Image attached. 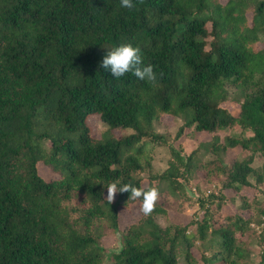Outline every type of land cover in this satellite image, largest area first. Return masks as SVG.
<instances>
[{
  "label": "trees",
  "instance_id": "1",
  "mask_svg": "<svg viewBox=\"0 0 264 264\" xmlns=\"http://www.w3.org/2000/svg\"><path fill=\"white\" fill-rule=\"evenodd\" d=\"M0 0V264H264V197L243 187L264 182V0ZM131 43L153 65V85L100 67L108 51ZM163 76H160V73ZM236 103L233 112L227 103ZM96 113L100 136L87 122ZM182 118L177 138L209 133L214 155L198 158L157 128ZM170 148L156 171L153 150ZM202 147V146H201ZM244 155L227 161L229 149ZM39 164L56 177L46 179ZM216 175L240 194L199 187ZM119 179L160 199L150 216L121 227L129 200L107 185ZM196 206L188 222L172 209ZM243 210L252 214L246 216ZM118 236L108 250L103 238Z\"/></svg>",
  "mask_w": 264,
  "mask_h": 264
},
{
  "label": "rangeland",
  "instance_id": "2",
  "mask_svg": "<svg viewBox=\"0 0 264 264\" xmlns=\"http://www.w3.org/2000/svg\"><path fill=\"white\" fill-rule=\"evenodd\" d=\"M227 106L230 107V109L233 112H236L239 109L238 104L229 102L227 103ZM87 122L90 126L91 132L93 135L100 136L101 132L105 128V124L102 123L100 120V117L98 114L93 113L88 116ZM183 123L182 118L172 119L171 117L165 116L163 118V121L157 123L158 130L163 133V135L166 136V138L173 144H179L182 147L181 150L183 153L188 154L194 149H199L198 158L202 162H208L210 159L214 158V155L210 151L208 144L207 148L206 145L203 144L209 143L211 140V135L209 133H197L193 134L191 131L189 134L183 135L180 138H177V132ZM203 143V144H202ZM202 146V147H201ZM244 153L240 148L237 149H229L226 153L227 161H231L235 157L243 156ZM246 156V155H244ZM170 158V148L166 144L158 145L153 150L152 155V163L154 165V168L156 171H162L167 167L168 160ZM264 163V158L260 154H256L254 157V160L252 162V165L256 168H261ZM39 173L46 179H50L53 177H56L60 174V171H53L49 167L39 164L38 166ZM200 176H196V178L193 179V182L191 183V187L189 188V193L192 195V197H197L199 193V187L202 190H206L208 193L211 191H215V193H222L226 194L228 196L227 204L225 205V209L228 212H232L236 210V206L239 205L242 200L239 193L234 191L233 189H226L224 188L221 182V178L212 175L211 177H207V179L201 178ZM243 191L248 194L249 200H253L254 195L257 196L260 199H263L264 197V182L260 184L259 186L254 185L253 187L245 186L243 187ZM196 210V206H189L185 205V208L183 210L181 209H172L170 211V217L171 219L175 221H183L188 222L191 217H193V213ZM121 212V227L125 228L128 224L138 220L141 216L139 207L136 203L131 204L127 207H122L120 209ZM243 213L246 216H250L252 212L250 210H243ZM255 225L258 232H260L263 228L262 225ZM103 243L107 247V249L114 250L118 247L119 241L118 236L116 235H108L103 238ZM260 259V245L258 243H255V245L252 246L251 249V264H257Z\"/></svg>",
  "mask_w": 264,
  "mask_h": 264
},
{
  "label": "clouds",
  "instance_id": "3",
  "mask_svg": "<svg viewBox=\"0 0 264 264\" xmlns=\"http://www.w3.org/2000/svg\"><path fill=\"white\" fill-rule=\"evenodd\" d=\"M121 7L134 8L133 0H120ZM100 67L110 69L111 74L119 80L127 73H132L140 80H146L153 85L157 81V72L154 66L145 65L143 62L142 50L139 46H133L131 43L121 44L112 48L106 53L101 61ZM163 76V73H160ZM106 200L112 204L117 193H128L129 200H142L140 211L144 216H150L156 208L160 199V191L156 186L145 189L138 187L131 182L122 184L119 179L109 183L107 186Z\"/></svg>",
  "mask_w": 264,
  "mask_h": 264
}]
</instances>
